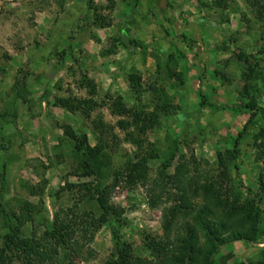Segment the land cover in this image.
I'll return each mask as SVG.
<instances>
[{"label": "rangeland", "instance_id": "obj_1", "mask_svg": "<svg viewBox=\"0 0 264 264\" xmlns=\"http://www.w3.org/2000/svg\"><path fill=\"white\" fill-rule=\"evenodd\" d=\"M74 1L0 0V246L8 220L27 210L33 220L23 234L42 235L70 214L81 237L83 224L71 211L100 214L92 189L111 186L109 204L123 225L112 217L79 239L78 257L60 251L55 264H108L122 245L149 258L145 237L163 235V210L176 192L167 180L159 207L151 208L160 172L169 178L183 163L241 202L260 193L264 0H172L152 14L135 0H93L97 13ZM133 76L141 78L140 93ZM119 100L129 114L117 111ZM152 113L158 123L142 130ZM68 130L102 148L108 160L99 176L83 175ZM143 160L149 182L129 188L127 167ZM263 252L264 207L257 243L224 246L215 264L257 262Z\"/></svg>", "mask_w": 264, "mask_h": 264}, {"label": "trees", "instance_id": "obj_2", "mask_svg": "<svg viewBox=\"0 0 264 264\" xmlns=\"http://www.w3.org/2000/svg\"><path fill=\"white\" fill-rule=\"evenodd\" d=\"M86 1L88 7L97 13L98 8L93 0ZM121 42L127 47L124 41ZM254 73V68H250L248 79L251 80ZM131 83L133 89L140 93L141 78L133 76ZM87 84L90 87V94L96 95L95 82L87 80ZM245 89L248 93L249 88ZM120 101L116 104L117 111L122 115L129 114L130 111ZM58 105L63 108L69 107L65 100H59ZM249 109L252 111V118L255 117L258 111L255 99L250 102ZM134 120L137 124L140 121L136 115ZM157 123L158 114L152 113L146 118L145 127L142 130L153 129ZM67 135L75 142V151L81 158L80 166L83 175L99 176L102 166L108 160L102 148H90L85 135L77 136L71 130L67 131ZM239 139L236 141V146ZM256 140L261 141L258 159L264 164V128L261 129ZM236 146L235 150L229 153L230 161L236 160L238 153ZM222 160L225 161L221 156ZM189 172L188 167L181 163L177 166L174 175L166 178V174L160 172L159 180L154 182L150 200L152 209L159 207V201L166 193L167 180L174 185L176 192L171 198L173 204L163 210V235L145 237V249L150 257L136 256L130 247L122 245L117 247L108 264H215V258L222 247L234 243H257L263 219L264 167L259 176L260 193L247 198L244 202L235 196L222 193L221 189H217L208 179L202 182L201 179L191 176ZM124 179L129 188L148 183L150 178L147 160L130 164ZM87 190L91 193L89 189ZM112 190L111 186H97L92 189V199L100 214L95 215L94 212L80 214L71 211L73 217L76 216L83 224L81 237H76V222H73L70 214L65 217L57 216L51 227L42 235L36 232L30 236L23 234L25 225L33 220L32 211L27 210L26 213L17 215L14 221L8 220V230L0 246V264H12L15 260L22 264H55L60 251L69 252L78 257L83 248L79 239H87L91 230L100 229L114 216L117 217L116 221L123 225L119 210L109 204ZM113 234L117 239L119 238L117 227L113 228ZM248 264H264V252L259 261Z\"/></svg>", "mask_w": 264, "mask_h": 264}, {"label": "crops", "instance_id": "obj_3", "mask_svg": "<svg viewBox=\"0 0 264 264\" xmlns=\"http://www.w3.org/2000/svg\"><path fill=\"white\" fill-rule=\"evenodd\" d=\"M74 1V0H73ZM115 2H117L118 3V0H114ZM172 0H135V2L137 3V6L138 7H140V5L142 4L143 5V7L144 6H149V8H148V11L147 12H149L150 14H152L153 13V10H155V13H156V11H159V12H162V11H160L163 7H162V5L163 6H166V5H168L169 4V2H171ZM74 2H76V0L74 1ZM125 2V5H128V4H131L132 3V0H126V1H124ZM69 4H67V6H68ZM157 5L159 6L158 8H157ZM153 6V7H152ZM141 8V7H140ZM138 9H135L134 10V13L137 11ZM163 10H164V8H163ZM124 18V17H123ZM126 19H127V17H125ZM129 19V18H128ZM124 35V34H123ZM125 35H126V32H125Z\"/></svg>", "mask_w": 264, "mask_h": 264}]
</instances>
